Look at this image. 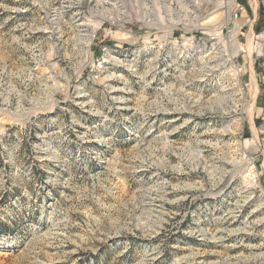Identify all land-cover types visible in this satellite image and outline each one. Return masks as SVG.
<instances>
[{
    "label": "rangeland",
    "instance_id": "1",
    "mask_svg": "<svg viewBox=\"0 0 264 264\" xmlns=\"http://www.w3.org/2000/svg\"><path fill=\"white\" fill-rule=\"evenodd\" d=\"M124 1L0 0V264H264V40L220 107Z\"/></svg>",
    "mask_w": 264,
    "mask_h": 264
},
{
    "label": "built area",
    "instance_id": "2",
    "mask_svg": "<svg viewBox=\"0 0 264 264\" xmlns=\"http://www.w3.org/2000/svg\"><path fill=\"white\" fill-rule=\"evenodd\" d=\"M96 2L106 7L109 25L125 28L132 23L124 0ZM133 9L138 23L158 46L156 72L165 77L162 84L180 71L178 66L186 67L183 74L195 86L228 76L230 82L223 86L228 94L221 99L226 100L224 106L236 105L229 91L242 86L238 41L240 36L252 44L264 40V26L260 34L255 31L264 13V0H133ZM116 48L109 47L108 52L118 54Z\"/></svg>",
    "mask_w": 264,
    "mask_h": 264
},
{
    "label": "bare ground",
    "instance_id": "3",
    "mask_svg": "<svg viewBox=\"0 0 264 264\" xmlns=\"http://www.w3.org/2000/svg\"><path fill=\"white\" fill-rule=\"evenodd\" d=\"M105 12H106V14H104V16H99L100 18H102V19H106L107 18V11L105 10ZM102 13H104V12H102ZM78 22H80V20L78 21ZM79 27H87L85 24H80V26ZM83 32H85V29H84V31ZM221 99V98H220ZM221 101H222V104L220 105V107H224V102L226 101L225 99H221ZM183 109H188V106L187 105H184L183 106Z\"/></svg>",
    "mask_w": 264,
    "mask_h": 264
}]
</instances>
